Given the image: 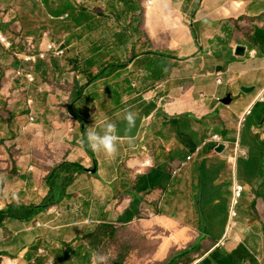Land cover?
<instances>
[{"label": "crops", "instance_id": "1", "mask_svg": "<svg viewBox=\"0 0 264 264\" xmlns=\"http://www.w3.org/2000/svg\"><path fill=\"white\" fill-rule=\"evenodd\" d=\"M0 33V264H95L102 225L106 264H264V0H0ZM64 162L97 170L13 216Z\"/></svg>", "mask_w": 264, "mask_h": 264}, {"label": "trees", "instance_id": "2", "mask_svg": "<svg viewBox=\"0 0 264 264\" xmlns=\"http://www.w3.org/2000/svg\"><path fill=\"white\" fill-rule=\"evenodd\" d=\"M93 78H100L99 75ZM87 151L91 153V150L86 147ZM88 169L86 166H83L82 163H71V162H64L58 166H55L51 172L47 176V182L51 186V192L45 201L38 206L27 207L26 205L19 207L18 210H13V216L17 217H24L32 214L33 211L28 212L27 209L31 210H43L51 205H54L61 200L65 196H68V187L75 181L78 174L87 172ZM104 233H109L107 230L110 228L108 225H102ZM101 228L99 230H101ZM106 229V230H104ZM103 231H100L103 232ZM99 235V234H96ZM111 235V234H110ZM100 236V235H99ZM97 237V236H96ZM98 246V244H96Z\"/></svg>", "mask_w": 264, "mask_h": 264}, {"label": "clouds", "instance_id": "3", "mask_svg": "<svg viewBox=\"0 0 264 264\" xmlns=\"http://www.w3.org/2000/svg\"><path fill=\"white\" fill-rule=\"evenodd\" d=\"M125 119L128 127L135 125V115L131 111L126 113ZM117 128L113 123H106L102 132L85 131L81 143L93 152L102 151L107 155H113L117 151ZM95 264H106V257L97 254L95 257Z\"/></svg>", "mask_w": 264, "mask_h": 264}, {"label": "built area", "instance_id": "4", "mask_svg": "<svg viewBox=\"0 0 264 264\" xmlns=\"http://www.w3.org/2000/svg\"><path fill=\"white\" fill-rule=\"evenodd\" d=\"M149 4L151 5L152 2L150 1ZM0 42H2L3 44H5L7 46V48H12L13 47V43L9 39H7L3 34H1V33H0ZM49 49H50V52H52V53L55 52V54L57 56H64L65 55V51L64 50L58 49L54 45L50 46ZM41 57L45 58L46 55L45 54H41ZM26 60H28V61H34L35 60V57H30V58H28ZM30 79L32 81L34 80L32 76H30ZM219 82L222 83V79H219ZM214 140L215 141H220L221 140V137L220 136H215L214 137ZM246 155H247L246 152L244 150H242L237 145V148L235 149L234 154L231 155V156H228L227 161L230 164H232V165H236V161L238 160V158L245 157ZM189 160H192V157H190ZM144 165L145 166H152L151 160H147L144 163ZM243 190H244V186L241 185V184L236 185V187L234 189V196H233V199H232V202H231V213H230L231 214V217H235L237 215L236 206L239 203L240 198L242 197ZM193 264H199V262H195Z\"/></svg>", "mask_w": 264, "mask_h": 264}, {"label": "rangeland", "instance_id": "5", "mask_svg": "<svg viewBox=\"0 0 264 264\" xmlns=\"http://www.w3.org/2000/svg\"><path fill=\"white\" fill-rule=\"evenodd\" d=\"M168 43H170V41H168V37H164L163 46H167ZM30 57L31 56H29L28 58ZM122 234L125 235V231H123ZM111 240L112 239L110 237V233H107L104 235L103 232H101L100 243H99V253L100 255L106 257V261L110 260V255H111L110 253H111L112 247L116 246L111 243Z\"/></svg>", "mask_w": 264, "mask_h": 264}, {"label": "water", "instance_id": "6", "mask_svg": "<svg viewBox=\"0 0 264 264\" xmlns=\"http://www.w3.org/2000/svg\"><path fill=\"white\" fill-rule=\"evenodd\" d=\"M244 47H240L238 50L240 51L239 53H241L242 51H244ZM244 91L245 92H248V91H251V89H248V88H244ZM233 102V97L231 95H228L224 100H223V103L226 104V105H230L231 103ZM222 149H224V146H221L218 148V151H221ZM91 173H96V168L93 167L91 169H88Z\"/></svg>", "mask_w": 264, "mask_h": 264}]
</instances>
